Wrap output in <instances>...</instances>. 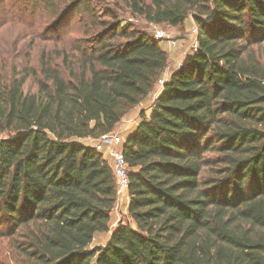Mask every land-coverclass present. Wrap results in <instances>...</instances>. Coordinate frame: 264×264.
<instances>
[{
    "label": "trees",
    "instance_id": "16d2710c",
    "mask_svg": "<svg viewBox=\"0 0 264 264\" xmlns=\"http://www.w3.org/2000/svg\"><path fill=\"white\" fill-rule=\"evenodd\" d=\"M123 9L172 28L192 16L197 48L124 138L127 221L100 245L115 181L83 140L150 99L170 62ZM13 24L23 33L0 44V264H264V0H0V29Z\"/></svg>",
    "mask_w": 264,
    "mask_h": 264
},
{
    "label": "rangeland",
    "instance_id": "374dc122",
    "mask_svg": "<svg viewBox=\"0 0 264 264\" xmlns=\"http://www.w3.org/2000/svg\"><path fill=\"white\" fill-rule=\"evenodd\" d=\"M107 1H113V0H107ZM114 1L116 2L118 0H114ZM123 10L124 11L120 12V14H121L122 18H125L126 21L134 23V24H138L139 26L144 27L147 31L150 30L149 24L148 23L146 24L143 20H141L140 17H137L135 15L130 14V12L127 11L126 9H123ZM193 24H195V22H194L193 17L190 15L188 16L184 25L180 27L181 29L180 28H172L166 24H157L160 29L171 34V36L174 39H176V46L175 47H169V44L165 40L159 41L160 45L168 52L170 62L167 66L168 67L167 69L169 71H171L176 65V62L174 61V59H178L186 51H187L186 54H188L190 52L191 43L193 41V36L190 35L191 33H190L189 29ZM68 26H69V24H66L65 26H63V24H62L54 32H63L68 28ZM18 27L19 26H17L16 24H13L12 26H5V27H2L0 29V44H2V47L4 48V50L9 48V44H10L11 39L14 38L17 33H21V34L23 33ZM70 34L73 37L79 35L78 32H74V33H70ZM28 51H30L31 54H33V55L37 54V51L34 48H31L29 44H28ZM263 51H264V45H263ZM3 58H4V55H3ZM24 89L25 90L28 89L27 84L24 85ZM135 109H137V107ZM130 112H128V113H130ZM126 119H124V120H126ZM122 121H123V118L121 119V121L117 124V126L114 129L119 132L121 137L125 138L127 133H129L133 130V128L137 125L139 120H138V118H134L131 121L129 120L128 121L129 125H124V123L122 124ZM92 143H93V141H92ZM103 155H104V157H106V154L103 153ZM127 204H126V202H121L120 205L116 209H114V207H113V209L110 213L111 219H110V223H109V232L97 234L95 236V239L93 242L94 244L104 245L109 238L110 230L112 228H114L121 220L123 222L127 221V217H126ZM2 228H6V227L3 225ZM4 251L7 252L6 240H3L0 242V253H4Z\"/></svg>",
    "mask_w": 264,
    "mask_h": 264
},
{
    "label": "built area",
    "instance_id": "2783aa9c",
    "mask_svg": "<svg viewBox=\"0 0 264 264\" xmlns=\"http://www.w3.org/2000/svg\"><path fill=\"white\" fill-rule=\"evenodd\" d=\"M150 35L156 39V40H165L169 47H175L176 46V39H174L171 34L167 33L166 31L160 29L157 24L149 23ZM190 35L193 36V41L191 43V49L197 48V40H196V34H197V27L195 24H193L190 29ZM187 51L184 52V54L179 57L178 59H174L176 62V65L174 68H179L182 64V59L186 55ZM168 68V67H167ZM165 69L163 76L158 80V86L155 92L150 96V102L154 101V99L157 97L160 88L164 81L166 80V77L169 74V70ZM91 139V138H90ZM93 143H91L92 147L100 151L104 154H106V159L108 160L109 164L111 165L114 181H115V205L114 209H116L121 202L128 203V184H129V177H128V166L127 162L125 160L124 154L122 152V145L124 138L121 137L118 131L115 129L112 132H109L107 134H104L98 138L91 139Z\"/></svg>",
    "mask_w": 264,
    "mask_h": 264
},
{
    "label": "crops",
    "instance_id": "0c3cea01",
    "mask_svg": "<svg viewBox=\"0 0 264 264\" xmlns=\"http://www.w3.org/2000/svg\"><path fill=\"white\" fill-rule=\"evenodd\" d=\"M150 99H146V100H144V101H142L140 104H138L136 107H137V109H133L130 113H128L126 116H124L123 117V121H122V124L124 123V125H129V120L131 121V120H133L134 118H138V111H140L141 110V108H143V107H146L147 105H148V103L150 102L149 101ZM130 115V116H129ZM127 118V119H126ZM124 119H126V120H124ZM84 142H87V143H92V141H91V139H84L83 140Z\"/></svg>",
    "mask_w": 264,
    "mask_h": 264
}]
</instances>
